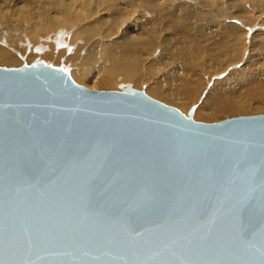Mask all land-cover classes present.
Masks as SVG:
<instances>
[{
    "label": "water",
    "instance_id": "95a60500",
    "mask_svg": "<svg viewBox=\"0 0 264 264\" xmlns=\"http://www.w3.org/2000/svg\"><path fill=\"white\" fill-rule=\"evenodd\" d=\"M195 109L0 66V264H264V114Z\"/></svg>",
    "mask_w": 264,
    "mask_h": 264
},
{
    "label": "bare ground",
    "instance_id": "6f19581e",
    "mask_svg": "<svg viewBox=\"0 0 264 264\" xmlns=\"http://www.w3.org/2000/svg\"><path fill=\"white\" fill-rule=\"evenodd\" d=\"M61 1H63V0H61ZM118 1L119 0H87L84 2L91 7H92L91 2H94L95 4L98 3V5L102 4L103 6L101 7V9H99V11L101 12V15H104L105 13L106 14L111 13V14H116L119 17L124 12V6L119 5ZM251 1L260 3L261 0H251ZM126 2H127V6L129 8H132L131 9L132 11L130 9L129 10L131 12H133L132 15H134V16H132V17L134 19H133V21H131V19H132L131 18L130 21L132 23L129 21L130 22L129 25L127 23V25L125 27L123 26L124 27L123 30L120 29L121 32L119 33V36L117 38L114 37L115 39H113V40L111 38H109V43H107L108 42L107 38L111 34L105 33L104 32L105 30L101 31V28H102L101 26H103V24H101V22L104 20V18H105L104 16L100 15L101 17L94 19V23L90 22V24H87L86 26L83 25V27L86 30L85 35H87V37L84 36V38H86V40L85 41L83 40L86 43V46H87L86 49L88 50L87 51V53H88L87 61L90 63H94V62L96 63L98 61L99 64L98 63L97 64H98V67L100 68V71L102 74L100 76H99V74L98 75L94 74V75L90 76L89 79L87 78L88 80H86L85 79L86 74H84L80 70H78V71L73 70L71 72L72 78L77 83H79L81 85H83L85 83L84 85H88L89 87H92V89L97 88L99 85H108V86L113 87V86H115L114 84H119V85H125L126 86L127 84H129L131 82H133L132 84L136 83V86L139 87V85H137V84H139L141 81H143L142 79H144V77H145L144 75H141V73H142L141 65L143 64L142 62L144 61V59L146 58V56L149 54V51H150L149 50L148 52H144V49H155V50L161 49L162 50L161 52H164L165 54H164V58L161 61L159 60L160 61L159 64L162 65L164 63V61L169 64V66H167V68H169L168 73H169V76L171 78L170 81L173 82V84H174V82H177L179 84L178 88H179V90L181 89V91H179V90L177 91L175 89V92H177V94L179 95L181 107L183 108V110H186L188 108L190 102L192 101L193 96L196 94L197 90H199L201 88L200 80L196 79V77H195L197 70H198L197 60L199 59L198 58L199 55L201 53L206 52L207 57L210 60L219 61L225 52H227V51H229V52L233 51L234 52V51L239 50V49H237L238 43L232 44L229 41L230 35L228 34V32L224 33L223 35H220L219 38L218 37L213 38L211 35L206 33L205 26L204 27H202V26L197 27V25H195L196 21L200 23L201 21L208 19L207 17L209 16L210 11H208V12L204 11V9H206V5L209 4L208 0H123L124 5H126ZM252 4H253V2H252ZM54 6H55V4H54ZM69 7L70 6L66 4V7H65L66 12H64L66 15V16H64L65 17L64 20L68 22L67 23L68 27L75 25L74 23L78 22V20L80 19V17H78V16L72 18V16H74L72 12H76V11L72 10V12H71ZM80 7L81 6H79V8ZM128 7H125V9H127ZM52 8L55 9L56 7H52ZM94 8H95V6H94ZM229 9H228V11H229ZM77 11H78V9H77ZM82 11H85V10H82ZM94 11H96V10H94ZM84 13H86V12H84ZM55 15H54V19H55ZM76 15H78V13ZM90 15L92 16V14H90ZM125 15H127V14H125ZM125 15H123L122 17L124 18ZM222 15H223V12L221 13V17H222ZM224 15H225V12H224ZM226 15H227V13H226ZM227 16H225V17H227ZM252 16H254V15H252ZM44 17H46V15ZM230 17H231V15H230ZM234 17H238V16H234ZM257 17H258V15H257ZM111 18H113V15H112V17H110V19ZM125 18H126V16H125ZM125 18H124V21H125ZM91 19H92V17H91ZM106 19L108 20V18H106ZM116 20L117 19H115V21ZM47 21L45 22V24L42 23V25L40 24V25L36 26L37 30L34 31V35H36V36L39 34L43 35L44 32L47 33L49 31L50 27H52V26ZM55 21H58V20H55ZM120 21H123V20H120ZM209 21L211 22V19H209ZM79 22H80V20H79ZM83 22H84V20H83ZM83 22H81V23H83ZM60 23H58V24H60ZM85 23H86V20H85ZM52 24H54V23H52ZM122 24L123 23H121V25ZM206 24H207V22H206ZM208 24H209V26H210V24L212 25V23H208ZM213 24L216 26L218 25V24H216V22ZM229 24H231V23H229ZM105 25H106V23H105ZM116 25H117V22L113 26H116ZM214 25L212 27H214ZM218 26H220V25H218ZM218 26H217V28H218ZM235 26H237V25H234V27ZM76 27H78V26H76ZM195 27H197V29L199 30V33H200L201 38L199 40H197L195 38V34L193 33V30ZM212 27L210 28V30L214 31V29ZM230 27L233 28V25ZM63 28H64V26H63ZM217 28H216V31H217ZM108 29H110V28H108ZM161 29H164L165 31H167L168 34L165 36L166 38H164L163 41H161L163 44L160 43V45H159V43H158V46H160V48H158L155 45L156 44L155 39L158 37L157 34L159 33V31ZM219 29H220V27H219ZM164 30H162V31H164ZM55 31H56V29H55ZM55 31H54V33H55ZM65 31L61 29V30H59V33H57L59 35L58 36L59 38H57L58 46H59V44H62V43L63 44L66 43V45H67V38H66L67 36H64V34L66 33V35H67L72 31H70L69 33L65 32ZM80 31H82V30H79V32ZM235 33H237V32H235ZM78 34H80V33H78ZM73 35L75 36L76 33ZM55 36L57 37V35H55ZM82 36H83V34H82ZM31 37L32 36H30V38ZM52 40H54V39L52 38ZM42 42H43V40H42ZM69 42H70V40H69ZM69 42H68V45H70ZM158 42H160V41H158ZM261 42L264 43L263 41H261ZM50 45H52V44H50ZM76 46H77V44H76ZM68 47L70 48V46H68ZM63 48H66V47H63ZM40 49H42V48H40ZM173 49H175L174 53H173ZM247 50H249V49H247ZM250 50L254 51V49L253 50L250 49ZM256 51H258L259 54L263 55L264 49H256ZM73 52H75V51H73ZM60 53L61 52L55 53V55L53 52L43 53L40 56V58L42 60H45L47 63H52V62L58 63L60 57L62 56V54H60ZM250 55H251V53L246 58V61H249L248 62L249 68L248 69L240 68V70L233 72L231 77L228 80L222 81L219 84H217L216 87L213 89V94H212L210 100L207 99L208 100L207 106L202 107V111L201 110L197 111V114L199 116L205 115V114L210 115V116H218L219 114L228 112L230 110H236V111L237 110H245L246 111L247 109L253 108L254 106L256 108L262 107V102H263L262 99L264 97V64H262V63H264V62H260L256 58H250ZM200 57H201V55H200ZM236 58H232L231 62H236V61H239L241 59V58L240 59L239 58L236 59ZM261 58L264 59V57H261ZM17 62H18V59L16 57H14L13 55H11L10 51L5 50L4 48H0V63L1 64H3V63L4 64L5 63L15 64ZM153 64H154V62H153ZM100 71L98 73H100ZM153 71H155V70H153ZM148 74L149 73H147V75ZM142 76H143V78H141ZM226 84H228V85L234 84L238 87L237 90L239 88L242 90L238 93L235 92L234 94H229V92H227V86L228 85H226ZM140 85H141V83H140ZM245 87H248V90H244L245 92L242 93V91H243V89H245ZM147 90L149 93L153 94L154 96L157 95L161 99L170 100L169 94L161 92L162 90L160 91V89L157 86H154V85L150 86L149 89L147 88ZM230 98H232V99H230ZM184 104H186V105H184ZM241 112H243V111H241Z\"/></svg>",
    "mask_w": 264,
    "mask_h": 264
},
{
    "label": "rangeland",
    "instance_id": "374dc122",
    "mask_svg": "<svg viewBox=\"0 0 264 264\" xmlns=\"http://www.w3.org/2000/svg\"><path fill=\"white\" fill-rule=\"evenodd\" d=\"M66 1L67 0H63V1H61V0H0V48H4L5 50L10 51L11 55H13L14 57H16L18 59V62L15 64H11V63L1 64L0 63V66H4V67H8V68H16V67H20L24 63H27L28 65H32L34 63H41V62L47 63L45 60H42L40 58V56L43 53L53 52L55 55V53L61 52L60 54H62V56L59 59V62H58L59 64L57 62L56 63L52 62L53 64L52 63H47V64L57 66V67L62 66V67L68 68L70 71V74L73 70H77V71L80 70L84 74H86V76H85L86 80H88L90 78V76H92L94 74L95 75L99 74V76H100L102 73L100 71V68L98 67V64H99L98 61L96 63L95 62L90 63L87 61V55H88L87 51L88 50L86 49L87 46H86V43L84 42L86 40V38H84V36L87 37V35H85L86 30L83 27V25L86 26L87 24H90V22L94 23V19H97L101 16H104L105 18L101 22V24H103V26H101L102 27L101 31L105 30L104 31L105 33L111 34L107 38L108 39L107 43H109V38H111L112 40L117 38L119 36V33L121 32V30H123V28L127 25V23L129 25L130 22L133 21L134 18L132 16H134V15H132L133 12H131L132 8H129L127 6V2H126V5H124L123 0H119L118 4L124 6V12L121 14V16L118 17V15L111 14V13H108L109 15L106 13L104 15H101V12L99 11V9H101V7L103 6L102 4L98 5V3L95 4L94 2H91L92 3V7H91L84 2L87 0H68L67 2ZM208 1H209L208 2L209 4L206 5V9L203 8L205 12L210 11L209 16L207 17L208 19H205V20L201 21L200 23L196 21L195 25H197V27H201V26L204 27L205 26L206 33L211 35L213 38H216V37L219 38L220 35H223L224 33L228 32V34L230 35L229 41L232 44L238 43L237 49H239V50L234 51V52L233 51L225 52L219 61L210 60L207 57L206 52L201 53L200 54L201 57L199 55V57H198L199 59L197 60L198 70H197L195 77H196V79L200 80L201 88L199 90H197L196 94L193 96V99L190 102V104L186 110H183V108L181 107L179 95L177 94V92H175V89L177 91L179 90V88H178L179 84L177 82H174V84H173V82L170 81L171 78H170L169 73H168L169 68H167V66H169V64L166 63L165 61L162 65L159 64V62L164 58V54H165L164 52H161L162 51L161 49H156V50L155 49H144V52H148L149 50L150 51H149V54L144 59V61L142 62L143 64L141 65V71L143 73V74L141 73V75H144L145 77H144V79H142L143 81L140 82L141 85H140V83L137 84V85H139V87L136 86V83L132 84L133 82H131V83L127 84L126 86L125 85H119V84H114L115 86H113V87L108 86V85H99L97 88H93V89L125 91L129 86H131L132 88H135V89L144 90L145 93L147 95H149L150 97L157 99V100H159V101H161L167 105H171V106L178 108L187 116H188V111L190 110V108L192 106H195L196 109H195L194 119L196 121L216 122V121H220L222 119H226V118L238 116V115L264 114V97L262 99L263 102H262L261 108H256L254 106L253 108L247 109L246 111L245 110H237V111L236 110H230L228 112L219 114L218 116H210V115H206V114L199 116L197 114L198 110L202 111V107L207 106V101L210 100V98L213 94V89L216 87L217 84H219L222 81L228 80L231 77L232 73L240 70V68H242V69L243 68H245V69L249 68L248 67L249 61H246V58H247V56H249L250 53H251L250 58H256V59H258V61L264 62V59L261 58V57H264L263 56L264 52H263V55H261L258 53V51H256V49H264V43L261 42V41L264 42V0H261L260 3H257V2L251 1V0H248V1L247 0H229V1L228 0H213L214 2L212 0H208ZM252 2H253V4H252ZM54 4H55V6H54ZM66 4L70 6L69 8H70L71 12L73 10V11H76L78 13V15H76L77 14L76 12H72L74 15V16H72V18L77 17V16L80 17V19H79L80 22L78 20V22L74 23L75 25H72L69 27L67 24L68 22L64 20L65 19L64 16H66L64 13V12H66V10H65ZM79 6H81L83 9L81 7L79 8ZM94 6H95V8H94ZM52 7H56V8L53 9ZM125 7H128V8L125 9ZM92 8L96 11H94ZM227 8L228 9L230 8L231 10L229 9V11H228ZM77 9H78V11H77ZM82 10H85V11H82ZM84 12H86V13H84ZM222 12H223V15L221 17ZM224 12H225V15H224ZM124 13L127 15H125ZM226 13L228 16L226 15ZM90 14H92V16ZM45 15H46V17L47 16L48 17L47 18L44 17ZM54 15H55V19H54ZM112 15H113L114 19L113 18L110 19V17H112ZM123 15L126 16V18L124 16L125 21H124V18L122 17ZM230 15H231V17H230ZM252 15H254V16H252ZM257 15H258V17H257ZM225 16H227V17H225ZM234 16H238V17H234ZM91 17H92V19H91ZM106 18H108V20ZM115 19H117V20L115 21ZM130 19H131V21H130ZM209 19H211V22L209 21ZM55 20H58V21H55ZM83 20H84V22H83ZM85 20H86V23H85ZM120 20H123V21H120ZM46 21L49 22V24L52 26V27H50L49 31L47 33L44 32L43 35L42 34H39L37 36L34 35V31L37 30L36 26H38L40 24L42 25V23L45 24ZM214 21L216 22V24L220 25V26L217 25L218 28L216 25L213 24V23H215ZM81 22H83V23H81ZM116 22H117V25L113 26L114 24H116ZM206 22H207V24H206ZM52 23H54V24H52ZM58 23H60V24H58ZM105 23H106V25H105ZM121 23H123V24L121 25ZM208 23H212V25L210 24L211 27L214 25V27H212L214 29V31L210 30L211 27L209 26ZM229 23H231L233 25L234 29L232 27H230L232 25ZM234 25H237V26L234 27ZM63 26H64V28H63ZM76 26H78V27H76ZM197 27L194 28L193 33L195 34V38L197 40H199L201 37H200V33H199V30L197 29ZM219 27H220V29H219ZM108 28H110V29H108ZM216 28H217V31H216ZM55 29H56V31H55ZM61 29L64 31L66 30L65 32H67V33L72 31L67 35H66V33L64 34V36H67L66 37L67 38V45H68V42L70 40V42H69L70 45H68V46H70V48L66 45V43L59 44V46H58L57 38H59L58 37L59 35L57 33H59V30H61ZM79 30H82V31L79 32ZM162 30H164V29H161L159 31V33L157 34L158 37L156 36L157 38L155 37L156 38L155 39V43H156L155 45L158 48H160V46H158V43L160 45V43H162L161 41H163V39L166 38L165 36L168 34L167 31H165V30L162 31ZM54 31H55V33H54ZM235 32H237V33H235ZM75 33H76V35L74 36L73 34H75ZM78 33H80V34H78ZM82 34H83V36H82ZM55 35H57V37ZM30 36H32V37L30 38ZM52 38L54 40H52ZM42 40H43V42H42ZM157 40L160 42H158ZM50 44H52V45H50ZM76 44H77V46H76ZM63 47H66V48H63ZM40 48H42V49H40ZM247 49H249V50H247ZM250 49H252V50L254 49V51H251ZM73 51H75V52H73ZM174 52H175V49H173V53ZM235 56L237 58H239V59L241 58V59L239 61H236V62H231L232 58H236ZM28 59L29 60L31 59V60L29 61ZM153 62H154V64H153ZM262 64H264V63H262ZM153 70H155V71H153ZM99 71H100V73H98ZM89 73L90 74L92 73V74L90 75ZM147 73H149V74L147 75ZM141 78H143V76ZM153 85L157 86L160 89V91L162 90L161 92L169 94L170 100H168V99L164 100V99L159 98L157 95L154 96L153 94L149 93L147 88L149 89V87L153 86ZM226 85H228V84H226ZM84 86L89 87L88 85H84ZM89 88H92V87H89ZM237 88L238 87L234 84L228 85L227 86V92H229V94H234L235 92L238 93L242 90L240 88L237 90ZM244 90H248V87H245V89H243L242 93L245 92ZM179 91H181V89ZM230 99H232V98H230ZM184 105H186V104H184ZM241 111H243V112H241Z\"/></svg>",
    "mask_w": 264,
    "mask_h": 264
}]
</instances>
